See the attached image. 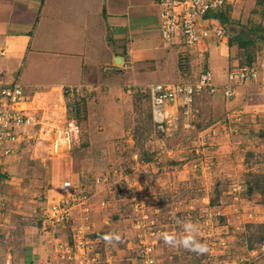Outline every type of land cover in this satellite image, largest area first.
Wrapping results in <instances>:
<instances>
[{
    "label": "rangeland",
    "instance_id": "rangeland-1",
    "mask_svg": "<svg viewBox=\"0 0 264 264\" xmlns=\"http://www.w3.org/2000/svg\"><path fill=\"white\" fill-rule=\"evenodd\" d=\"M24 1H29V4L15 2L13 7L30 9L32 4V9L38 13L34 5H40L41 0ZM7 17V13L0 12L1 21ZM141 27L146 36L142 40L138 38L137 44L157 55L156 48H162L164 43L159 34L155 6L149 14L146 13ZM204 43L208 52L203 50L192 54L179 52L177 45L172 48L164 45L168 50L177 51L178 68L175 57L166 55L164 60L163 57L159 59L160 64L152 57L144 59L141 64L125 63L129 66L121 69V73L127 71L119 81L121 78L123 84H136L173 82L181 78L192 80L206 68L207 55L210 57L215 52L216 46L210 43L209 38ZM215 45L218 47V39H215ZM216 50L219 51V47ZM236 55L234 48L228 52V69L238 64ZM113 62L116 63L115 57ZM119 71L113 72L117 74ZM211 72L217 79L212 69ZM226 74L227 70L223 79ZM144 85L127 86L132 94L128 95L125 106L121 108L124 114L122 123L119 122L122 135L111 140L91 138L90 142L87 136L91 128L87 125L85 105L91 100L81 102L83 110L79 117L78 139L71 152L60 161L67 162L66 166L60 165V170L69 168L70 159L73 169L90 168L89 175L82 171L88 176L84 188L88 190V200L94 205L90 218L92 236L98 237L95 244L100 263L105 264L103 260L108 252L111 264H141L137 253L139 239L142 238L152 242L155 264H247L248 261L249 264H264V241L260 243L257 239L260 234L264 237V226L256 225H264V222L263 219H254L255 215L264 214L262 86H259L261 91L255 90L253 85L247 87L251 94L242 92L234 102L233 97L224 98L217 93L200 91L194 95L191 127H184V119L179 117L167 124L165 131L158 132L152 124L147 93L132 90ZM245 101L248 106L239 111L238 103ZM49 105L55 108L50 102ZM102 129L97 125L94 127L95 131ZM16 151L22 157L25 152L31 155L22 146ZM37 179L34 187L42 190L45 180L40 173ZM45 205L44 201L40 206ZM43 207H38L37 214ZM79 208H73L71 214H84ZM104 219L107 223H103ZM185 222L195 226L193 235L197 241L206 244L205 252L197 253L164 243L161 234L184 235ZM27 225H33L35 234L42 236L37 216ZM22 226L17 235L13 234L17 237L15 241L19 242L24 237L20 234ZM62 234L66 236L65 232L56 230V235L63 237ZM113 234L120 239H103L104 235ZM43 238L47 240V237ZM4 239L5 243L3 239L0 241L1 263L7 252H19L15 243L6 250L9 245L7 235ZM47 244V252L52 255V242L48 240Z\"/></svg>",
    "mask_w": 264,
    "mask_h": 264
},
{
    "label": "crops",
    "instance_id": "crops-1",
    "mask_svg": "<svg viewBox=\"0 0 264 264\" xmlns=\"http://www.w3.org/2000/svg\"><path fill=\"white\" fill-rule=\"evenodd\" d=\"M15 2L29 4V1L24 0H0V12L8 14L4 21L0 20V86L18 78L28 94L37 87L44 93L43 108L49 106V102L55 105L60 101L57 88L62 85L80 84L83 81L101 86L97 88L94 98L85 105L87 125L91 128L87 136L90 142L91 138L107 141L122 135L119 122L122 123L124 114L121 108L125 106L128 95L132 94L127 86L135 87L152 82L123 84L119 77L127 70L121 73V69L127 68V64L144 63V59L152 57L160 64L159 59L163 57L164 60L166 55L175 57L178 68L176 50H168L164 44L162 48H156V55L151 49H144L136 42L138 38L142 40L146 36L141 27L142 20L146 18V13L151 12L153 6L157 8L156 0H41L40 5H34L38 13L32 9V4L30 9L15 8ZM224 5L222 9L229 8V21L220 23L216 20L223 27L224 35L219 38L213 35L209 37L210 43L213 42L216 47L215 52L206 58V67L214 72L217 79L213 80L216 84L225 80L223 76L228 70V52L234 48L235 53L239 54L236 45H227L228 38L236 35L245 24L255 23L264 27V7L256 6L255 0H227ZM148 38L149 36L147 40ZM215 39H218L219 51L216 50L218 47ZM237 55L236 58H239ZM117 56L120 57V62L116 64L113 59ZM118 70L120 71L117 74L113 72ZM252 85L255 90L261 91L259 86L264 90V81L261 78L238 84L234 88L233 102L241 97L242 92L251 94L247 87ZM132 90L137 92L136 88ZM259 95L260 93L257 94ZM244 106H248L246 101L238 103L239 111ZM263 109L264 104L261 110ZM96 125L103 129L95 131ZM18 147L10 153H0V169L8 178L0 186L7 200L6 206L0 209V241L3 239L5 243L4 236L7 235L9 245L6 250L11 249L12 243L18 245V253L7 252L10 255V264H52L53 254L47 252V240L43 235L35 234L33 225L27 224L37 216L41 203L55 201L65 195L57 190L63 180H69L72 184L80 183L84 187L85 182H88L85 174L89 175L90 168L73 169L70 159L69 168L60 170V165H67V162H60L66 156L51 157L42 153L31 156L25 152L22 157L16 151ZM82 170L86 171L85 174ZM39 173L45 180V188L42 190L34 187ZM93 206L88 200L90 215L94 210ZM96 206L100 207L98 204ZM74 208L81 210L80 205ZM77 213L80 211L77 210ZM254 219H263L264 222V214L255 215ZM104 222L107 223V219ZM20 226V234L24 237L18 242L14 239L17 238L16 233ZM105 254L110 259L108 252Z\"/></svg>",
    "mask_w": 264,
    "mask_h": 264
},
{
    "label": "built area",
    "instance_id": "built-area-1",
    "mask_svg": "<svg viewBox=\"0 0 264 264\" xmlns=\"http://www.w3.org/2000/svg\"><path fill=\"white\" fill-rule=\"evenodd\" d=\"M226 1L156 0L162 42L169 46L177 45L182 53H202L203 50H208L204 43L207 38L211 35L217 38L224 35L223 27L209 17L208 13L222 8ZM201 45L204 47H200ZM260 78L264 81V48L255 54L250 64H237L229 68L221 84L214 82L211 70L206 67L192 80L181 78L173 82H150L136 90L147 93L152 124L156 131L163 132L167 124L179 117L184 119V127H191L196 93L205 91L230 98L238 84ZM97 88L89 82L62 85L57 88L60 101L52 109L51 105L42 107L45 104L42 90L35 87L28 94L18 78L0 86V153H10L18 145L28 149L31 156H36L37 153L51 157L68 155L80 133L78 112L81 102L92 100ZM262 111L264 113V109ZM7 179L4 171L0 169V186ZM57 190L65 195L56 201H45L46 205L39 206L43 208L37 214L39 232L47 237V241L52 242L51 263L101 264L95 244L98 240L92 236V221L90 214H87L89 195L83 184H72L69 180H63ZM6 203L7 200L0 190V209ZM76 205L82 206L84 214H71ZM57 229L65 232L66 236L56 235ZM152 249V242L139 239L137 255L141 264L156 263ZM103 262L111 264L109 256ZM3 264H10L9 254L5 255Z\"/></svg>",
    "mask_w": 264,
    "mask_h": 264
},
{
    "label": "trees",
    "instance_id": "trees-1",
    "mask_svg": "<svg viewBox=\"0 0 264 264\" xmlns=\"http://www.w3.org/2000/svg\"><path fill=\"white\" fill-rule=\"evenodd\" d=\"M255 5L264 7V0H255ZM222 8L208 13V16L219 21L220 23L229 21V8L226 7V10ZM262 44H264V27L255 23L242 25L238 33L232 37L230 36L227 40L228 46L236 45L237 47L239 52L238 65L250 64L253 61L255 54L262 49ZM82 110L83 107L79 109V115L81 114ZM256 225L260 227L264 226L263 224ZM257 239L260 241V243L264 241L262 234H260Z\"/></svg>",
    "mask_w": 264,
    "mask_h": 264
},
{
    "label": "clouds",
    "instance_id": "clouds-1",
    "mask_svg": "<svg viewBox=\"0 0 264 264\" xmlns=\"http://www.w3.org/2000/svg\"><path fill=\"white\" fill-rule=\"evenodd\" d=\"M184 235L177 236L175 233H162L161 238L165 244L172 245L173 247L180 246L189 251L202 253L207 250V246L204 243H201L196 240L193 233L196 231L195 226L191 222H185L183 224ZM103 239L106 241L109 240H119L118 235H104Z\"/></svg>",
    "mask_w": 264,
    "mask_h": 264
},
{
    "label": "water",
    "instance_id": "water-1",
    "mask_svg": "<svg viewBox=\"0 0 264 264\" xmlns=\"http://www.w3.org/2000/svg\"><path fill=\"white\" fill-rule=\"evenodd\" d=\"M115 62H116V63L120 62V57L117 56V57L115 58Z\"/></svg>",
    "mask_w": 264,
    "mask_h": 264
}]
</instances>
